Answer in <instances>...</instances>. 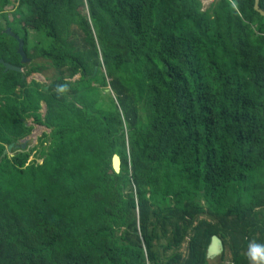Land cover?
<instances>
[{
    "label": "trees",
    "instance_id": "1",
    "mask_svg": "<svg viewBox=\"0 0 264 264\" xmlns=\"http://www.w3.org/2000/svg\"><path fill=\"white\" fill-rule=\"evenodd\" d=\"M253 4L0 0V60L21 69L0 64V264H248L264 244ZM45 70L47 85L26 82ZM29 119L48 132L1 158ZM212 236L224 250L209 261Z\"/></svg>",
    "mask_w": 264,
    "mask_h": 264
},
{
    "label": "water",
    "instance_id": "2",
    "mask_svg": "<svg viewBox=\"0 0 264 264\" xmlns=\"http://www.w3.org/2000/svg\"><path fill=\"white\" fill-rule=\"evenodd\" d=\"M253 10L257 14H259L261 17H264V11L259 9V0H254ZM6 34L9 36H12L17 41V51L16 52L20 57L21 63L27 62L28 60L26 59V56H25L23 49H22V45H23L22 40L19 39L17 36L13 35L8 30L6 31ZM0 64L4 68L5 72L6 71H14L16 73H21V69L19 67L5 63V62H3V60H0ZM96 72H97V67H94L91 75L87 76L86 79L94 78L96 75ZM44 89L46 90L47 87H45ZM44 111H45V106L42 105V112H44ZM28 136L19 140V141L12 142V143L8 144L5 147V149L3 150L1 158L4 156L12 157L14 154H16L20 151H23L25 149V146H26L28 140H29ZM111 166H112V169L115 173L119 172L120 161L116 155H114L111 159ZM223 250H224V247H223L221 239L217 236H212L211 240H210V244L208 245L207 250H206V259L209 261L214 260L215 258L219 257L223 253Z\"/></svg>",
    "mask_w": 264,
    "mask_h": 264
},
{
    "label": "rangeland",
    "instance_id": "3",
    "mask_svg": "<svg viewBox=\"0 0 264 264\" xmlns=\"http://www.w3.org/2000/svg\"><path fill=\"white\" fill-rule=\"evenodd\" d=\"M11 1L13 2V0H11ZM211 1L212 0H200L202 8L205 9ZM15 6H16V4L13 3V5L7 6L5 8V12L9 15V17H10V14H11L12 10L14 9L13 7H15ZM0 23H1V27L4 28V22L1 20ZM42 41H43V39L39 35H36L34 33H30L29 34V42L30 43L34 42L35 45H39V43L42 42ZM52 75H53V73H52L51 70H45L42 73L31 75L30 77H28L26 79V82L29 83L30 81H36V82H38V83H40L42 85H47L48 80L52 77ZM77 78H78V76H75L73 78V80H75ZM41 113H42V111H41ZM27 125H31L32 126V130H31L30 135L28 136L29 140H28L24 150H26V148L30 149V148L35 147L36 144L38 143V139L41 137L42 133H44V132L47 133L48 132L44 127L32 124L31 119H29L27 121ZM29 160H32V156L29 157ZM36 160H37L38 163L40 162L39 159H36ZM183 248H184V246H183ZM228 261H229V256L226 253L225 260H224V262L222 264H228ZM213 264H216V263H213Z\"/></svg>",
    "mask_w": 264,
    "mask_h": 264
},
{
    "label": "clouds",
    "instance_id": "4",
    "mask_svg": "<svg viewBox=\"0 0 264 264\" xmlns=\"http://www.w3.org/2000/svg\"><path fill=\"white\" fill-rule=\"evenodd\" d=\"M247 259L248 264H264V244L249 242Z\"/></svg>",
    "mask_w": 264,
    "mask_h": 264
},
{
    "label": "crops",
    "instance_id": "5",
    "mask_svg": "<svg viewBox=\"0 0 264 264\" xmlns=\"http://www.w3.org/2000/svg\"><path fill=\"white\" fill-rule=\"evenodd\" d=\"M43 113V112H42ZM30 135V134H29Z\"/></svg>",
    "mask_w": 264,
    "mask_h": 264
},
{
    "label": "bare ground",
    "instance_id": "6",
    "mask_svg": "<svg viewBox=\"0 0 264 264\" xmlns=\"http://www.w3.org/2000/svg\"><path fill=\"white\" fill-rule=\"evenodd\" d=\"M9 157V156H8Z\"/></svg>",
    "mask_w": 264,
    "mask_h": 264
}]
</instances>
